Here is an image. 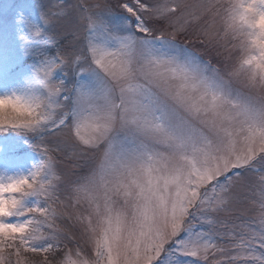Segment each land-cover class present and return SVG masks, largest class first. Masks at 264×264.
<instances>
[{
  "label": "snow or ice",
  "instance_id": "6c2138e0",
  "mask_svg": "<svg viewBox=\"0 0 264 264\" xmlns=\"http://www.w3.org/2000/svg\"><path fill=\"white\" fill-rule=\"evenodd\" d=\"M114 7L0 28V264H264V0Z\"/></svg>",
  "mask_w": 264,
  "mask_h": 264
},
{
  "label": "rangeland",
  "instance_id": "374dc122",
  "mask_svg": "<svg viewBox=\"0 0 264 264\" xmlns=\"http://www.w3.org/2000/svg\"><path fill=\"white\" fill-rule=\"evenodd\" d=\"M43 2L44 0H0V28L5 24H12L19 10L31 12L33 19H36L35 6ZM72 2H75V0H72ZM109 3L114 7L116 0H109ZM114 11H118V9L114 7Z\"/></svg>",
  "mask_w": 264,
  "mask_h": 264
}]
</instances>
